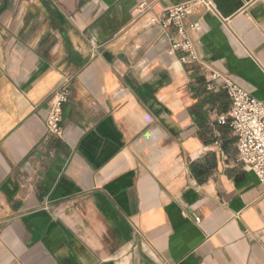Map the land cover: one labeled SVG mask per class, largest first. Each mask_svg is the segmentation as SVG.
<instances>
[{
    "label": "crops",
    "instance_id": "obj_1",
    "mask_svg": "<svg viewBox=\"0 0 264 264\" xmlns=\"http://www.w3.org/2000/svg\"><path fill=\"white\" fill-rule=\"evenodd\" d=\"M189 1L0 0V264H264V184L207 89L264 101V0L194 9L201 65L154 23Z\"/></svg>",
    "mask_w": 264,
    "mask_h": 264
},
{
    "label": "built area",
    "instance_id": "obj_2",
    "mask_svg": "<svg viewBox=\"0 0 264 264\" xmlns=\"http://www.w3.org/2000/svg\"><path fill=\"white\" fill-rule=\"evenodd\" d=\"M204 7L207 11L216 13L210 0H190L166 10L165 14L154 20L163 28H173L175 36L171 47L174 52H180V62L185 65L202 64L201 58L192 41L189 31L196 30L198 24L188 22L196 7ZM146 4L140 5V11L146 10ZM71 75L64 77V82L53 94L45 122L49 135L62 139L64 137L63 110L72 97L70 88ZM221 81L230 101L231 108L217 118V123L229 126L237 138V162L251 170L260 183L264 184V101L253 97L248 91L235 84L230 78L215 71L207 76V89H215V83ZM196 223L200 219L195 220Z\"/></svg>",
    "mask_w": 264,
    "mask_h": 264
}]
</instances>
